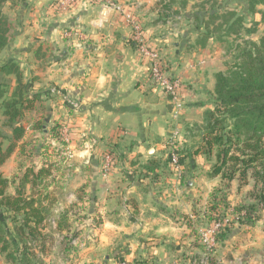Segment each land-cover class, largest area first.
Listing matches in <instances>:
<instances>
[{
    "label": "crops",
    "instance_id": "crops-1",
    "mask_svg": "<svg viewBox=\"0 0 264 264\" xmlns=\"http://www.w3.org/2000/svg\"><path fill=\"white\" fill-rule=\"evenodd\" d=\"M55 1L4 4L8 33L0 65L15 62L28 95L43 104L49 120L65 119L69 145L85 148L80 156L88 152L84 163L94 170L82 187V203L90 235L74 264H191L200 253L191 232L207 223L211 194L222 187L219 176L209 175L214 152L206 156L196 150L202 114L212 107L214 73L225 69L223 44L211 37L206 47L196 44L202 27L194 17L206 14H185L187 5H173L179 14H162L163 0H121L162 52L168 73L181 82L183 107L173 120L171 105L153 89L122 16L99 0H78L64 11L56 10ZM4 80L11 91L15 75L0 71ZM53 86L76 99L79 108L51 94ZM175 128L181 180L166 162ZM108 153L112 162L104 173ZM152 164L154 169L147 168ZM252 187L251 178L242 185L233 179L226 198L231 204L249 203ZM218 243L212 264H264V210L253 224L234 221ZM64 255L62 264H72Z\"/></svg>",
    "mask_w": 264,
    "mask_h": 264
},
{
    "label": "trees",
    "instance_id": "trees-1",
    "mask_svg": "<svg viewBox=\"0 0 264 264\" xmlns=\"http://www.w3.org/2000/svg\"><path fill=\"white\" fill-rule=\"evenodd\" d=\"M7 1L10 0H0V51L7 44L8 21L2 13ZM184 4L186 2L183 0L182 6ZM258 5L264 7V0H248V12L260 14V20L254 22L251 29H244L248 34L255 33L258 23L264 21V10H257ZM213 9L211 5L208 11L201 13L206 15L194 17L197 28L202 27L196 41L201 48L208 45L210 37L219 41L230 34L237 35L241 30L243 15L238 16L230 9L218 12ZM215 20H220L217 27L213 26ZM223 27L225 30L220 33ZM236 49V61L226 70L214 73L212 107L204 110L198 127L201 144L196 152L200 151L206 156L214 152L209 175L219 176L222 180V187L216 190L219 194H211L206 222L219 219L230 209V219L220 229L218 242L229 234L234 221L253 224L264 210V30L257 41L246 39L244 45H237ZM0 71L15 75V86L11 91L8 90L6 80L0 82V114L2 124L9 128V133L0 130L1 165L13 154L17 143L22 144L24 111H30L36 106L35 99L28 95L27 84L22 81L21 71L15 62L3 63ZM44 121L34 120L30 123L32 130L45 133L48 125ZM58 125H51L50 131L53 132ZM53 136L58 137L59 134ZM19 147L18 151L23 153L24 145ZM176 151L180 153L177 148ZM178 160L181 165L183 158L180 154ZM166 162H170L169 156ZM154 167V164L147 166L150 169ZM50 171V166L45 164L26 166L13 194L6 191L8 181L0 174V254L10 264H36L34 247L43 238L40 225L49 211L42 199L48 197L49 186L45 180L50 177ZM249 178L253 180V187L249 191L251 202L229 203L226 198L229 182L238 179L242 185ZM28 184L30 194L25 195L24 189ZM39 185L43 186V194L34 192V187ZM4 213H7L6 216ZM65 216L66 210L59 213V230L68 226ZM7 220L11 223L10 227Z\"/></svg>",
    "mask_w": 264,
    "mask_h": 264
},
{
    "label": "rangeland",
    "instance_id": "rangeland-1",
    "mask_svg": "<svg viewBox=\"0 0 264 264\" xmlns=\"http://www.w3.org/2000/svg\"><path fill=\"white\" fill-rule=\"evenodd\" d=\"M182 1L183 0L161 1L160 10L162 14H179L178 10L176 13L173 10V5L178 4L181 8H185L186 5L188 9L190 8L185 14H193L195 12L201 14L202 12L204 13L208 11L210 6L213 5V10L217 12L230 9L234 10L238 16L243 15L244 19L241 24L240 33L237 35L230 34L219 39L225 48L224 51L226 54L224 70L229 68L236 61V55L238 54L236 46L238 45L242 47L246 39L257 41L264 30L263 21L258 23L259 25L255 33L248 34L245 32L244 29H251L253 23L260 20L259 13L251 14L248 12V0H214L213 3V0H184V3L186 2L184 6H182ZM257 10H264V7L258 5ZM219 23L220 20H215V25L213 26L217 27V24ZM220 30H216V32L220 31L221 33L225 28L223 27ZM34 105L36 106L34 109L30 111L26 110L23 113L24 135L21 140L22 144L17 143V147L13 154L0 165V174L8 181L6 191L13 194L17 181L19 184L23 170L26 166L38 167L43 164L50 166L51 175L45 180V184L49 186L47 187L48 197L42 199L43 204L48 206L49 211L46 215V219L40 225L43 238L34 247V252L37 256L35 263L62 264V259L59 258L60 253L62 252L65 254V257H68L67 261L74 264L76 263V258H79L82 250L81 248L84 247L86 241H89L88 236L90 235V232L86 231L84 226L87 219L84 217V205L82 201L86 195L84 194L82 187L84 186L85 181L89 183L90 180L88 176L91 175V172L94 169L89 167V164L84 163V158L88 152L85 156L79 155L78 151L85 149L84 147L82 148L78 143L75 147H71V145L64 140L62 128L63 124H65V119H62V116L59 115L54 117V119L49 120V116L45 112L46 109L42 107L43 104L34 103ZM34 120H45L44 122L48 125V129L45 133L32 130L30 123ZM50 121L52 122L51 124H49ZM2 122L3 118L0 114V130L4 133H9V128L4 126ZM55 123H59V129L57 128L52 132L50 131V128L51 125L53 126ZM55 134H59V136H53ZM21 145H24L23 153L18 151V148L20 149L19 146ZM42 187L43 186L41 185L34 187L36 190H34V192L43 194L44 189H42ZM30 190V185H26L24 189L25 195L30 194ZM235 190L236 189H234V191ZM213 192L219 194L216 190ZM244 193L245 189L242 190L240 199H242ZM233 198L234 199H231V201L236 199L235 197ZM203 205L204 204L202 203L201 207ZM63 210H66L65 221H67L68 226L59 230L57 228V221L59 219V213ZM201 212L200 209L199 213ZM4 214V216H6L7 213ZM7 224L9 227L11 226V223L8 220ZM191 233L196 248L200 251L201 246L197 240V230H192ZM0 264H10L5 260L3 254H0Z\"/></svg>",
    "mask_w": 264,
    "mask_h": 264
},
{
    "label": "built area",
    "instance_id": "built-area-1",
    "mask_svg": "<svg viewBox=\"0 0 264 264\" xmlns=\"http://www.w3.org/2000/svg\"><path fill=\"white\" fill-rule=\"evenodd\" d=\"M77 1L78 0H56V10L64 11L68 8H73ZM99 2L102 3L104 9L113 10L119 13L124 22L130 27L132 44L147 70L153 89L166 96L172 108V119L176 120L183 107V101L180 96L181 82L177 77L168 73L162 52L148 40L142 22L132 10L126 8L124 2H121V0H99ZM70 33L71 32H66L67 35H70ZM50 93L61 97V99L70 107L76 110L79 108L78 101L61 91L60 88L53 86L50 88ZM62 131L64 140L68 141L64 127L62 128ZM177 133V129L175 128L170 135L167 156L170 157V164L175 171L177 180H181L182 168L178 160L179 153L176 151V146L174 145ZM111 162L112 156L108 153L104 156L102 164L101 170L104 173L109 170ZM229 219L230 216L225 214L217 220L201 225L197 229V240L201 246V250L199 256L191 260V264H212V255L219 244L217 235Z\"/></svg>",
    "mask_w": 264,
    "mask_h": 264
},
{
    "label": "water",
    "instance_id": "water-1",
    "mask_svg": "<svg viewBox=\"0 0 264 264\" xmlns=\"http://www.w3.org/2000/svg\"><path fill=\"white\" fill-rule=\"evenodd\" d=\"M153 150H150V152H152Z\"/></svg>",
    "mask_w": 264,
    "mask_h": 264
}]
</instances>
